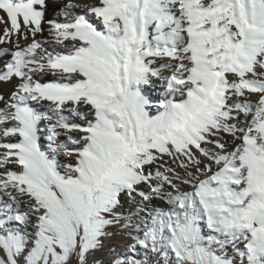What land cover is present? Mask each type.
Returning a JSON list of instances; mask_svg holds the SVG:
<instances>
[{"label":"snow or ice","instance_id":"1","mask_svg":"<svg viewBox=\"0 0 264 264\" xmlns=\"http://www.w3.org/2000/svg\"><path fill=\"white\" fill-rule=\"evenodd\" d=\"M0 264H264V0H0Z\"/></svg>","mask_w":264,"mask_h":264},{"label":"rangeland","instance_id":"2","mask_svg":"<svg viewBox=\"0 0 264 264\" xmlns=\"http://www.w3.org/2000/svg\"><path fill=\"white\" fill-rule=\"evenodd\" d=\"M121 243H122V241H121V238L119 236H115V237H111V238H105V240H104L105 247H104V249H102L100 252H98L96 254L97 258L103 259L106 261L108 259L106 253H107L109 247L112 245H119Z\"/></svg>","mask_w":264,"mask_h":264},{"label":"bare ground","instance_id":"3","mask_svg":"<svg viewBox=\"0 0 264 264\" xmlns=\"http://www.w3.org/2000/svg\"><path fill=\"white\" fill-rule=\"evenodd\" d=\"M75 2H77V3L81 4V5H83V4L86 3V2H91V0H75ZM49 15H54V11L50 9V10H49ZM61 19H62V18H61ZM46 37H47V28L45 29V32H44L43 36H40V37H38V38L43 39V38H46ZM49 78H50V77H49ZM148 94L154 97V96L158 95V92L156 91L155 88H149V89H148ZM166 159H167V158H166ZM173 166H175V165H173Z\"/></svg>","mask_w":264,"mask_h":264}]
</instances>
